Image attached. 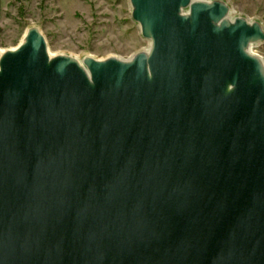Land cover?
I'll return each mask as SVG.
<instances>
[{
  "label": "water",
  "instance_id": "water-1",
  "mask_svg": "<svg viewBox=\"0 0 264 264\" xmlns=\"http://www.w3.org/2000/svg\"><path fill=\"white\" fill-rule=\"evenodd\" d=\"M147 50H0V264H264V25L130 0Z\"/></svg>",
  "mask_w": 264,
  "mask_h": 264
},
{
  "label": "rangeland",
  "instance_id": "rangeland-1",
  "mask_svg": "<svg viewBox=\"0 0 264 264\" xmlns=\"http://www.w3.org/2000/svg\"><path fill=\"white\" fill-rule=\"evenodd\" d=\"M233 16L242 15L264 25V0H228ZM38 26L52 54L105 59H130L147 50L132 18L130 0H4L0 3V50L15 48L27 30ZM253 52L264 60V42Z\"/></svg>",
  "mask_w": 264,
  "mask_h": 264
},
{
  "label": "crops",
  "instance_id": "crops-1",
  "mask_svg": "<svg viewBox=\"0 0 264 264\" xmlns=\"http://www.w3.org/2000/svg\"><path fill=\"white\" fill-rule=\"evenodd\" d=\"M4 0H0V3L3 2Z\"/></svg>",
  "mask_w": 264,
  "mask_h": 264
},
{
  "label": "bare ground",
  "instance_id": "bare-ground-1",
  "mask_svg": "<svg viewBox=\"0 0 264 264\" xmlns=\"http://www.w3.org/2000/svg\"><path fill=\"white\" fill-rule=\"evenodd\" d=\"M1 51H3V50H1ZM51 55H54V54H51Z\"/></svg>",
  "mask_w": 264,
  "mask_h": 264
}]
</instances>
